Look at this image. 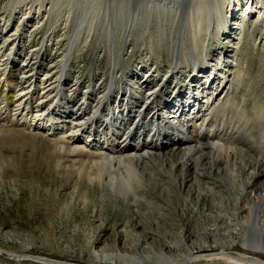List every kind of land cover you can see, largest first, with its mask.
<instances>
[{
	"label": "rangeland",
	"instance_id": "374dc122",
	"mask_svg": "<svg viewBox=\"0 0 264 264\" xmlns=\"http://www.w3.org/2000/svg\"><path fill=\"white\" fill-rule=\"evenodd\" d=\"M35 1H39L37 7L42 6L43 22L32 19L6 42L5 36L16 30L22 13L30 12ZM68 1L76 4L77 0H65L63 14ZM96 1L93 6L89 2L82 5L93 13L94 20L85 23L79 34L75 15L67 21L55 19L49 11L52 0H0V46L9 50L15 43L20 64L28 53L38 52L43 57L41 77L52 67L57 73L49 78L61 81L58 75L65 69L67 86L79 83L73 90L79 100L85 90H90L92 99L100 98L102 89L110 90L116 62V92L108 101L121 98L131 88L132 97L145 103L148 98L132 82L146 75L149 87L142 90L156 89L148 102L152 105L143 119L136 121L138 116L132 115L120 123L129 122L135 131L131 139L136 136L140 142L152 130V118L157 126L161 122L156 128L160 136H184V145L164 151L167 155L163 150V154L153 153L156 157L146 159L151 163L144 161L133 173L122 163L115 168L99 165L102 155L80 146L83 142L73 149L76 145L68 138L4 121L6 114L2 116L0 110V249L83 264H159V253L177 258L201 245H227L233 241L231 232L240 237L235 241L240 246L239 240L244 242L246 235L238 237V225L246 221V210H237V200L247 195L246 188H264V6L258 4L251 11L247 0L240 7L234 5L238 13L250 14L227 35L225 22L203 23L195 29L193 16L200 12L187 13V0L175 2L170 14L157 12L156 7L150 13L148 0H134L131 8L124 7V1ZM80 10L76 8L77 13ZM225 14L227 17L228 12ZM144 15L149 18L142 25ZM36 24L39 26L34 27ZM129 26L132 30L128 33L125 28ZM239 32L241 35H236ZM217 63L227 76L216 100L223 107L207 113L203 128L201 121L192 122L183 133V117L199 109H188L195 97L191 88L196 94L201 91L194 67L197 65L198 75L208 76ZM22 74L18 66L0 71V103H5L11 114L16 109ZM67 86L64 94L70 97ZM32 99L38 103L39 92ZM156 103L161 107L176 105V109L170 111V117L153 115L150 110ZM113 105H99L103 113L93 117L80 133L90 131L92 124L95 135L117 137L116 131L112 133L114 126L105 121L116 114L110 112L115 111ZM140 126L148 131H137ZM171 142V138L163 142V147L172 148ZM100 175L106 179L133 175L141 180L128 187L126 183L112 186ZM247 201L243 199L240 206L247 207ZM218 226L224 231L219 232Z\"/></svg>",
	"mask_w": 264,
	"mask_h": 264
},
{
	"label": "bare ground",
	"instance_id": "6f19581e",
	"mask_svg": "<svg viewBox=\"0 0 264 264\" xmlns=\"http://www.w3.org/2000/svg\"><path fill=\"white\" fill-rule=\"evenodd\" d=\"M95 1L96 0H85L83 2H78L77 0L75 2L76 4L72 2L73 5L68 1L69 3L67 2L66 3L67 5H69V8L67 9V11H65L66 14H63L61 11H63L62 6L65 0L63 1L52 0L51 7H49L50 8L49 11L55 14L56 17L55 19H57V21H63V20L67 21L68 19L71 18L72 15H75L76 19L78 20V27L76 31L77 33L80 34L83 31V28L85 27V23L88 24L89 20L93 19L92 16L93 13L91 11H90L91 13H89V11L86 9L87 8L86 5L85 6L82 5L85 3L87 4L89 2L90 3L89 5L93 6V3ZM114 1L117 4L118 1H122V2L124 1L123 3L124 7L128 8L131 6V3L134 0H114ZM243 1L244 0H187V2L189 3V7H188L189 10H187V13H190L191 11H194L195 13L197 9L200 12L196 17L193 16L194 19L193 27H195V29L198 28L200 29L203 23L211 24L215 22L219 24L221 22L222 23L225 22L224 24L226 29L225 34L229 35L231 30L234 29V27L235 29L238 28L241 22L244 24L245 15H247L248 13L250 14V12L247 13L245 12V14L238 13L237 11L238 7L234 6L237 5L240 7L241 2ZM38 2L39 1H35L33 2V4ZM148 2H150L151 4L150 5L151 7L150 6L147 7V10L150 13L153 12L152 8L156 7L155 10L157 12L159 13L164 12L165 14H170L169 11L175 7V2L179 3L178 0H148ZM258 4L264 6V0L246 1V5L248 6L250 5L251 11L255 9V7H257ZM36 5L37 4L34 5V7L31 9L30 12L22 13L16 30L13 31L11 34L5 36L6 42H8L10 36L12 39L15 35H17V33L19 34V32L24 27L23 25L29 24L32 21V19H38L39 21L41 20V22H43L40 14V11L42 10V6L39 5V7H37ZM76 8L81 9L78 12L79 14L76 12ZM225 12L226 13L228 12L227 17ZM65 15L68 16L65 17ZM147 18L149 17H145L144 15V17L140 19V22H143L142 25L148 23ZM24 20H26L25 24L23 23ZM236 23L238 26H234ZM39 24H36L34 27H38ZM243 24L241 25V29L243 28ZM131 25L132 24H130V26ZM130 26L125 28L128 33L132 30ZM88 27L91 28L92 26H88ZM4 32L5 31H3L2 33ZM87 32L90 34L89 29ZM241 32L237 33L236 35H241ZM228 37L229 36H227V38ZM220 45H222V43H220ZM16 49L17 46H15V43H14V49L11 48L9 49L10 51L8 50V48L7 51L4 46H0V71L4 69L6 70L8 67H15V66H18L23 70V74L20 77L21 86L17 90V99H16L17 105L15 112L11 114L9 107H7L5 103L3 105L2 104L3 102L0 103V109L3 110L4 115L6 114L5 118L7 122L10 121L11 119H15L16 123L19 126L23 125V127L27 128L28 130L34 129L35 131L44 132L47 135L58 136L64 140L68 138L70 142L76 145L74 146L73 149H77L78 145H80L78 143L83 142V145L80 146H83L85 148H93L95 149L94 151H98L99 154L102 155L105 162L104 160L103 162L100 161L102 163H99V165L104 163V164H108V166L115 168L116 166H118V164L122 163L127 168L126 170H133L132 171L133 173L136 170L138 171V168L135 169V167L144 164V161H147L146 160L147 157L149 158L151 156L156 157L155 154L153 153L163 154L164 151L169 152L170 150H174L175 148H177V146L180 145L182 146L183 140L185 139L183 138L184 137L183 135L182 138L181 136L178 135H174V136L171 135V137L170 135L160 136L158 134L157 129L160 127L161 122H159L158 123L159 126H157L152 120V118L151 119L149 118L150 123L153 125L152 127H150L152 130L148 131L145 127L141 128L140 126L139 129L137 127V131H141V130L142 132H146V130L148 131V135L145 141L143 140L140 142H136L135 140L136 136L135 138L131 139L130 136L135 131L131 129V127L129 126V122L120 123L121 121L124 120L127 121L128 118L131 117L132 115H134V117L138 116L136 121L141 120L147 108L150 107V105H152L151 103L148 102L152 99L153 95L156 92V89H153L154 86H151L150 89L145 90L146 88L149 87V83L145 80L146 75L138 76L136 78L137 81L132 82L134 83V85L138 84L140 89L139 93L143 92L144 95L146 96V99L148 98L147 101L144 99L146 101L145 103H142L138 99H134L132 97L131 88L125 90L123 92V95L121 94L122 95L121 98L119 97L115 98L113 102L108 101L109 95L116 92V87H117L115 84V79H117L115 73L117 67L116 62H114V72H113L112 82L110 83L111 84L110 90L108 92H105V89H102V91H100L101 99L100 98L92 99L90 90H88V92L85 90L83 91L84 93H82L83 98L79 100L75 97L73 91L78 88L79 83H75L74 85L71 86V88H69L64 79L65 69L59 73L60 75H58L59 77H62L63 80L61 81L52 79V77L49 78V76H52L54 73H57V71L53 70L52 67L50 69L48 68L45 71L46 72L45 75L41 77V74H39V68H42L41 62L43 57L38 52L32 50L33 51L32 53H28L26 56H24L23 63L20 64V62H17V59L19 60L18 58L19 56L15 54ZM196 66L197 65H195L194 67L195 68L194 73L196 74L195 80L198 81V83H200L201 91H199V94H196L194 92L195 88L194 87L191 88L190 93L193 94L195 97H193L191 99V102H189L188 109L192 110L195 106H199V109L189 111L193 113L183 117L184 119H186L184 125L181 128L183 133L184 132L186 133V130L190 128L192 122L198 123V121H201L200 124L201 127L203 128L206 123L205 121L207 120V119L205 120L207 113L211 112L213 108L215 109L219 105H220L219 108L223 107L222 104H218L216 102L217 96L222 92V86L225 84L224 82L227 77L226 72L222 69V67H220L221 63L220 64L217 63L214 66H212L211 67L212 69L209 72L208 76L207 75L203 76V74L198 75ZM240 75L238 74V76ZM171 76L173 75L171 74ZM203 78L206 79L204 80ZM64 84L68 88L70 97H67L66 94H64V88L66 87ZM164 84L167 86V81ZM144 87H146L144 89L145 91L142 90ZM156 87H157V82L155 84V88ZM36 91L39 92V94L41 95V99L38 103L32 99ZM134 101H137V104L133 106L132 102L135 103ZM99 105H103V106L113 105L115 111H110V112H115L116 114L108 115L105 121L109 124L110 127L114 126V128L112 129V133L113 131H116L115 134L118 133L117 137L114 138L109 134L104 136L95 135L94 133H92L93 130L92 124L89 127L91 128L90 131L89 130L85 131L83 134L80 133L85 125L87 124L89 125L91 122H93V119H95L93 117H96L99 114L103 113ZM91 107L93 108V111L88 112L87 110H85ZM132 109H134L133 113H132ZM175 109H176V105L171 107L168 106L161 107L158 103H156L151 107L150 111L151 114L153 115H158L160 117L163 116L170 117L171 116L170 111ZM82 111H87V113L85 112L86 115L80 114ZM153 118L157 119L155 117ZM110 120L114 122L112 125L110 124ZM175 122L176 123H174V125L178 127L179 124L177 123V120ZM66 125H69L71 127L70 130H67L64 127ZM103 133H105L104 130L102 134ZM93 134L95 135V139L93 138L94 136ZM122 137L124 138L123 141H121ZM98 138L101 139L98 140ZM170 138L172 141L171 143L172 144L174 143V146L170 149L166 147L164 148L163 142L169 140ZM151 141H153L154 143L153 146L150 145L152 144ZM135 142L136 144L134 146ZM142 143L144 144V146L142 145ZM145 147L146 149L149 150L144 149ZM139 150H143L145 152L141 153ZM162 150L163 152H161ZM113 152H116V154L119 155L112 154ZM173 152L175 153V151ZM167 154H168L167 152H164V155ZM95 163L96 165L98 164V162ZM146 163H151V161L148 160ZM101 177L97 176V178H101ZM102 180L111 183L112 186L113 185L119 186L123 183H126L128 187L129 184L131 185L138 184L141 178L139 177L133 178L132 175V177H128V178L124 176L121 177L109 176L108 179H106L103 176ZM262 181H264V179ZM120 188L122 187L120 186ZM255 188L253 190H249L248 188H246L247 190L245 191L247 195L244 194V198L239 197V199L237 200V207H238L237 210L240 211L242 208H245L246 210V216H245L246 221L238 225L241 228L238 237L242 235L244 236L246 235L245 237L246 239L244 238L245 239L244 242H242V240H239V243L240 242L242 243L240 244V246L235 245V241H237L240 237L237 238V236H235V232H231L230 235L233 241L229 242L227 245H222V246H214L212 244L201 245L198 247H194L190 252L183 253L177 258H171L172 256L171 257L168 256L167 253H165L164 255H160L161 253H159L160 256L159 264H264V188L261 187L260 188L258 187L256 189ZM135 193L138 194L139 193L138 190H136ZM243 199L248 200L246 204L247 207L240 206L243 203ZM236 218L238 217L236 216ZM222 228L223 227L218 226L219 232H222L223 230ZM0 263L1 264H83V263L69 262V261L58 260L55 258H49L43 256H33L30 254H17L3 249H0Z\"/></svg>",
	"mask_w": 264,
	"mask_h": 264
}]
</instances>
